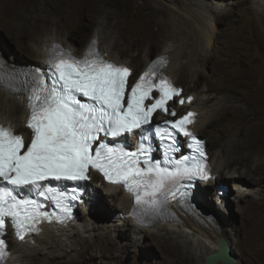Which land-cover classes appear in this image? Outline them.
Listing matches in <instances>:
<instances>
[{"label":"snow or ice","instance_id":"1","mask_svg":"<svg viewBox=\"0 0 264 264\" xmlns=\"http://www.w3.org/2000/svg\"><path fill=\"white\" fill-rule=\"evenodd\" d=\"M165 63L164 57L153 61L130 86L131 70L105 59L96 40L82 57L53 45L44 65L47 71L16 72L0 54V86L16 91L11 80H21L19 90L29 100L26 127L31 132L25 143L10 125H0V264L7 256L6 220L23 239L39 232L44 221L71 218L72 201L87 194L81 185L90 179V169L134 194L131 215L140 224L145 218L172 216L171 201L187 203L193 181L212 179L203 142L187 127L194 122L193 112L153 123L158 111L177 116L168 102L182 92L159 71ZM9 67L12 71H6ZM187 99L191 102L192 97ZM132 135L139 141L136 151H126L127 145L110 146L106 140ZM180 135L189 138L193 155H172L180 150ZM153 138L160 141L164 160L152 157L148 142ZM53 181L76 187L69 192L53 186Z\"/></svg>","mask_w":264,"mask_h":264},{"label":"rangeland","instance_id":"2","mask_svg":"<svg viewBox=\"0 0 264 264\" xmlns=\"http://www.w3.org/2000/svg\"><path fill=\"white\" fill-rule=\"evenodd\" d=\"M111 1L112 5H101V12L94 10L95 13L93 11L90 15L87 13V17L90 16V22L87 26L85 24H83L84 26H77L76 24L74 25V20L68 14V11L71 8L79 7L80 0H0V42H2L3 48L6 51L5 53L10 59L14 61L20 59L21 63H34L36 65L40 62L33 58L34 56L30 55L31 50L29 48L31 45H34L35 41L29 42L27 39H18L9 29L11 23L14 24L16 20L19 21L13 17L15 15L13 7L15 5H22L24 2L36 8L32 12V16L28 20V26L26 27H28V30L33 29L41 34L42 39L55 37L67 45L72 38L76 45H78V51H81L91 37L95 35L96 29L101 27L103 32L101 46L110 47L115 55L120 56L122 60L125 59L127 62L129 60L128 63L132 67L138 66V68L135 67L137 69L135 72H139L144 67V57L143 55L135 57L134 54H143L150 49L153 51L152 57H155L162 51H165L169 45L176 47L178 44L185 42V39L186 41L188 40V37H183L181 41L180 37H178L179 35L173 36L171 27L170 29L162 28L169 17L171 19L174 18L172 21L175 22L178 19L185 18L187 20L188 30L190 28L202 29L198 18H195L197 14H200L201 20L207 18L205 21L207 24L209 23L208 26H213V36L215 35L214 39L216 41L215 47L218 46L217 48H221L218 51L214 50L215 52L208 56L212 61L208 64L210 69L213 70L215 75H220L219 77L212 75L210 77L211 83L216 87H225L227 93L220 97H224L220 106H224L226 111L222 110L210 126L203 125L202 135L209 140V146L213 155L221 149L223 143H226L231 145L233 151H236L240 155L246 152L253 157L254 162L250 165L251 170L246 167L239 168L238 166H232L231 168L224 169L222 175L229 176V170L234 171L239 168L241 175L236 180L240 182L243 178L248 180L252 185L249 184L246 186L253 188L252 193L254 190L255 192L258 191V193L254 197L250 196L252 193L239 197L237 191H235L236 189H234V183L228 178L226 179V183L230 187L229 197L232 199V204L228 212L221 211L219 205L215 203L217 194V187L215 185L213 188H210V192L208 193L209 204L205 205L202 203L199 200L200 195L198 196L196 194V199L204 207L220 213L222 219H225L228 226L232 228L233 238L231 246L233 252L238 257L237 264H264V238L256 237V239H253L247 233L257 218L264 217V173L256 172L257 167L264 170V15L262 7L257 6V0L237 1L233 5L224 7V11L216 13L217 19L212 20L211 15L206 14L202 9L195 6L193 3L194 0H151L152 5L149 3V6H152V10H158L157 14L153 16L152 14L147 15L141 13L143 16L141 21H139V13L135 10L137 7L140 8L143 6L141 4L144 3V0ZM142 9L143 12L152 11L149 7H142ZM112 11L120 13L121 15L123 14V18L128 21L136 20L137 23L143 22L144 27L149 25L148 31L151 36L148 38L143 36L145 33L137 36L138 43H135L136 46L133 49H129L131 44L128 45L124 40H118L119 33L114 27L109 26L107 19H105V13ZM225 11H230L229 15H225ZM98 12L100 13L96 16ZM145 39L149 40L146 41ZM149 41L154 43L152 47L149 46ZM229 42H234L229 46L230 52L235 53L234 57H231L228 53L224 54V50H228ZM42 43L38 42L36 47H43ZM207 44V41H201L202 46H209ZM239 44H241V47ZM241 52L243 54H240ZM175 61H178L176 64L180 66V62L183 63L186 59L183 57L179 59L177 57ZM172 69L174 70L172 74L174 75L176 83L183 86L185 95L195 92L196 96L204 95L205 102H209L210 104L215 102H211L208 99L205 84L196 78L192 80L194 77L182 69L180 71L174 68ZM201 74L206 76V73L203 71H201ZM225 84L229 85L225 86ZM1 89L4 90L0 87ZM227 95L231 98L226 99ZM214 104L217 105V102ZM0 108L4 113L8 114L4 106H0ZM182 110L184 111V109ZM24 128L26 129L22 125L19 129ZM227 159V155L224 157L218 156V165L225 166ZM238 164L240 163L238 162ZM118 193L120 192L118 191ZM110 197L108 195L106 208L96 213V216L93 214L95 220H90V215L87 217L90 223L97 226L94 232L97 233L105 230L108 238L99 245L102 235L97 234L94 241H90L87 244L86 250H88V253L85 254L84 259L79 264H205L203 260V262L198 260L200 247L198 245L195 246L193 236L186 233H183L184 235H178L179 230L176 229L175 225H170L160 230L155 229L152 232H144L143 236H139V233L133 231L131 225L127 227L111 226L109 217L112 218V216L110 213L115 214V212H119V209L116 204L110 202ZM262 206L263 208H261ZM260 211H263L261 212L262 214L259 213ZM87 219L84 225L88 223ZM81 233H84V230ZM167 237L175 242V244L172 246L169 245L166 240ZM14 241L10 239L11 249L14 248L13 250H15ZM77 248H80V245ZM67 250L70 252L71 248L68 247ZM45 252L46 249L42 253ZM15 254L19 259V263H21V260L29 261V257L24 258L21 256V252H16ZM18 261L15 264H19Z\"/></svg>","mask_w":264,"mask_h":264},{"label":"bare ground","instance_id":"3","mask_svg":"<svg viewBox=\"0 0 264 264\" xmlns=\"http://www.w3.org/2000/svg\"><path fill=\"white\" fill-rule=\"evenodd\" d=\"M80 1H81V3L79 4L80 5L79 7H74V8L70 7L71 9L68 11V14L70 16H72V18L74 20L73 21L74 25L76 24L77 26L78 25L84 26L83 24H85L87 26V24H89V22H90L89 17L90 16L87 17V13L90 15L92 11L94 12V10L101 12V10H102L101 5L102 4H104V5H110L111 4L112 5L111 0H80ZM237 1L244 2L246 0H194L193 3L195 4V6H197V8H200L206 14L211 15L212 20H216L217 19L216 13L224 11L223 10L224 7H226L227 5H229V6L233 5ZM149 3H150V5H152L151 0H144V3L141 5H143L142 7H144V8L149 7V9L152 10V6L150 7ZM257 6L262 7L263 15H264V0H257ZM142 7H140V8L137 7L135 10V11H137V13H139V15H138V18H140L139 21H141V18L143 16L141 13L147 14V15L152 14L153 16H155L157 14L158 10H156V9H153L150 12H143ZM35 9H36L35 7L28 5L27 3H24V2L22 5H15L13 7V11L15 12V15H13V17L18 19L19 21L16 20L14 24L11 23L10 24L11 26H9V29H10L11 33H13V35L15 37H17L18 39H27L29 42L35 41L34 45H31V47L29 48L31 50L30 55L34 56L33 58L40 61L38 63V65L43 66V63H44L45 57L47 56L48 49H49L50 45L52 44L53 41H59V40L55 37L42 39L41 34L37 33L35 30H33V29L28 30V27H26V26H28V20L31 18L32 12H34ZM230 10H232V9H230ZM100 12H98L96 14V16ZM229 12L230 11H228V12L225 11V15H229ZM201 13H202V11H201ZM138 18H137V20H138ZM195 18H198V21L202 27L201 30L196 29V28H190V30H188L187 20L185 18L178 19L177 22H175V21H172V20H174V18L171 19L169 17V19L164 23V27H162V25H161V27L163 29H165V28L170 29V27H171L172 35L173 36L179 35L178 37H180V40L181 39L183 40V37H188L187 38L188 40L186 41V39H185V42H183L182 44L180 43L176 47H172L173 45L172 46L169 45V47L165 51H162L161 53L163 55H165L166 57H168V64L164 68L166 70L167 74L174 77V75L172 74L174 72V70L172 68L176 69L177 71L178 70L180 71L181 69L184 70L185 72H187L188 74H190L191 76L194 77V78H192V80H195V78H196L198 81L205 84L207 87L208 99L211 102L212 101L217 102V105L214 104L215 102L213 104H210L209 102H205V100H204L205 96L204 95L196 96V94L194 92V93H191L194 96V100L190 103V105H187L183 108L184 111L188 108H194L195 110L198 111L197 120H196L195 124L192 126V128L196 132L202 134L203 125L210 126L212 124V122L216 119V116L218 114H220V112L222 110L226 111V109H224V106H220L224 97L223 96H222L223 98H220V97H221V95L227 93V90L225 87H222V86H218V87L214 86L211 83L212 81L210 79V77L212 75H214L216 77L220 76V75L219 76L215 75L213 70L210 69V66L208 65L212 62L211 59L208 58V56L211 55L213 52L221 49L220 47L217 48L218 46L215 47L216 41L214 39L215 35L213 36V26L212 27H211V25H210V27L208 26L209 23L207 24V22L205 21L207 18L205 20H201L200 14H197V17H195ZM105 19H107L108 25L111 27H114V29H116V31L119 33L118 40H124L128 45L131 44L129 49H133L136 46L135 43L136 42L138 43L137 36H141V35H143V33H145L143 36H145L147 38L151 36L150 32L148 31L149 25L146 24L147 26L144 27L143 22L137 23L136 20H135L136 22L133 20L128 21V20L123 18V14L121 15L120 13H117L115 11L106 12L105 13ZM113 20H115V22H113ZM263 21H264V19H263ZM94 34L96 36H98V38L101 42V40L103 38L102 28L98 27ZM238 35H239V33H238ZM131 39H132V41H131ZM149 39H147V40L145 39V40L148 41ZM202 40L207 41L208 42L207 45H209V46H207V47L202 46L204 43L203 42L201 45ZM38 42H41V43L43 42L42 43L43 47H38V46L36 47V45H38L37 44ZM233 43L234 42H231V43L229 42V45L227 44L228 45L227 51L222 49L225 52L224 54L228 53L231 55V57H234L235 53L230 52V49H229V46ZM149 44H150L149 45L150 47H152L154 45V43L151 41H149ZM139 45H138V47H139ZM239 46L241 47V44H239ZM3 47L4 46H3L2 42H0V53H2L4 56H6V58L9 59V61H13L12 59H10L7 56V54L5 53L6 51ZM67 47L72 48L76 51L79 50L78 45H76L75 41L72 40V38H71V40H69ZM100 47H101L102 52L106 54L107 58L115 60L119 63L129 64L128 63L129 60H128V62L125 61V59L122 60L120 58V56L115 55V53L113 52L112 49H110V47H105V46H100ZM210 48H211V50H210ZM152 53H153V51L149 49L148 51H145V53H143V54L136 53L134 55H135V57L138 55H143L144 66H145L149 62V60L153 58ZM240 54H243V52H241ZM177 57H179V59L181 57H183L186 59V61L183 63L180 62V66H179L176 64V62H178V61H175ZM212 60H213V57H212ZM228 60H229V58H228ZM17 61H21V60L19 59ZM135 67L138 68V66H135ZM135 67L131 66V68L134 70V72L137 70ZM200 70L205 72L206 76L202 75ZM213 80H214V78H213ZM228 85L229 84H225V86H228ZM0 92H1L0 106H2V107L4 106L5 111L8 112V114L4 113L3 110L0 108V121L9 122L16 129L17 133L22 132L24 136H27L26 132H25L27 129H25V128L19 129L22 125H23V127H25L24 124L27 121V118L29 116V110L27 108L24 93L11 94V93H9L5 90H2V89L0 90ZM257 94H258V92H257ZM227 98L230 99L231 97L227 95L226 99ZM259 100H260V98H259ZM179 108L177 109V111L179 110ZM246 109H247V107H246ZM251 111H249V112H251ZM260 113H262V112H260ZM216 125H218V124H216ZM259 126H261V125H259ZM261 142H263V141H261ZM208 143H209V140H208ZM208 152L211 155L210 161L213 165L214 172L218 174V181L219 182L226 183V179H228V178L231 179V181L235 185L234 189H236L239 193L238 194L239 197L245 196V194L252 193L253 188H251L250 186H246V185L251 184L248 180H246L244 178L241 179L242 180L241 182L236 180V178L239 175H241L239 168L246 167V168L251 170L250 165L254 162V159L249 153L243 152V155H240L236 151H233V148L231 145H228L226 143L225 144L223 143L221 149L219 151H217V153H215V155L212 154L210 146L208 147ZM226 155L228 156V159H227L225 166L222 167L221 165H218V163H217L218 156L224 157ZM238 162L240 164H238ZM261 165H263V164H261ZM232 166H238L239 168L235 169V167H234V169H235L234 171L229 170L230 171L229 176L222 175V171L224 169L231 168ZM256 172L257 173H264V170L257 167ZM218 181H211L207 184H200L196 188V191L194 193L197 194L198 196L200 195L199 200L202 203H204L205 205L210 203V201L208 200V197H209L208 191L210 190V188H213L214 185L216 186L218 184ZM103 188L105 189L104 191H106V192L102 191V189H100V188H96L97 193L99 195V197H98L99 202L94 207V209L92 208L94 210V212L91 209L89 211V214L87 213V217H88V215L91 216L90 220H95L94 216H96V213H98L99 211H102L106 208L107 202H104L103 196L106 194L107 195L109 194V196H111L110 202L118 205L119 210H121L117 213L115 212V214L110 213V215L112 216V218L109 217L111 226L127 227V226L131 225L132 226L131 228L133 231L139 233V236H143L144 232H152L155 229L160 230L162 228H167L170 225L171 226L175 225L176 229L179 230L178 235H184L183 233H186V234L193 236V239L195 241V243H194L195 246L198 245V247H200V249H199L200 254H198V256H199L198 260L201 262H203V261L205 262V256L208 253L216 251L219 248L220 237H225L227 239V241L230 243V245L232 244V238H233L232 228L230 226H228V223L225 222L226 221L225 219L224 220L222 219L220 213L216 212L218 214V216L214 215L212 221L208 220L205 217H202L201 218L202 221L199 223V221L197 222L196 220H194L191 217H186L185 223H180V224H176L174 222L173 223H160L159 225L153 227V229H152V227H142V226L136 224L132 218H124L123 219V217H122V213L124 215L129 214V211H130L129 209H130V205H131L130 196L124 192H121L120 188L117 186H114V185L108 184V185L103 186ZM240 190H242L243 192L241 193ZM118 191L121 193V195H120V193H118ZM253 192H254L253 194L255 196L258 193V191L255 192V190ZM215 199H216L215 203H217L216 205H219V208L221 206H223V210H221V211L228 212V210L230 209V205L232 204V199L229 197H226L225 199L223 198L224 201H222V202H220L219 198H215ZM261 208H263V206ZM220 209H222V208H220ZM261 212H263V211H260L259 213H261ZM93 214H94V216H93ZM87 217H86V219H87ZM98 217H100V216H98ZM86 219L82 218L78 224L77 223H74V224L69 223L67 225H60V226L44 225L42 232L39 235L35 236L34 238L33 237L27 238V240L23 241V242L14 241L15 242V250H13L14 248L12 249L13 250L12 256L6 264H15V262L19 260L18 257H16L17 256L15 254L16 252H19V253L21 252V256H23L24 258L29 257L28 262L26 260H24V261L21 260V263H19V261H18L19 264H31V263L32 264H79V262L84 259L85 254L88 253V250H86L87 244L90 241H94L95 236L97 234L102 235L99 245L101 244V242H104L106 240V238H108L107 232L105 230L97 232V233L94 232V230L97 226L95 224L93 225L92 223H90L89 219H87L88 223H86L84 225V223L86 222ZM97 220H99V219L97 218ZM149 228H151V229H149ZM85 229H86V232H85ZM83 230H84V233H87V234L81 233V232H83ZM165 230H167V229H165ZM247 233H249V235L252 236L253 239H256V237L257 238H264V217L261 216L260 218H257L254 221V223L252 224L250 231ZM166 240H167L168 244L171 246L175 244V242H173L168 237ZM78 245H80V248H77ZM68 247L71 248L70 252H69V250H67ZM44 249H46V252L42 253ZM218 264H223V263H218Z\"/></svg>","mask_w":264,"mask_h":264},{"label":"clouds","instance_id":"4","mask_svg":"<svg viewBox=\"0 0 264 264\" xmlns=\"http://www.w3.org/2000/svg\"><path fill=\"white\" fill-rule=\"evenodd\" d=\"M89 42V41H88ZM4 56V55H3ZM6 57V56H5ZM14 61V60H13ZM14 62H20V61H14ZM203 136V135H202ZM204 137V136H203ZM205 139H207L206 137H204ZM207 141H208V139H207ZM208 147H209V143H208ZM212 164V163H211ZM212 167H213V165H212ZM213 175H214V178H212V179H210L209 180V182H211V181H218V174L217 173H215L214 172V168H213ZM209 182H204V183H199V185L200 184H207V183H209ZM221 183V185H224V186H227L228 187V193H226V194H218V189H216V191H217V194H216V198H219L220 199V202H222V201H224V199L226 198V197H229V194H230V187H229V185L227 184V183H223V182H219L218 181V184L216 185V187L218 188V185ZM210 191V190H209ZM209 191H208V193H209ZM235 191H237V190H235ZM241 191V193L243 192L242 190H240ZM122 192V191H121ZM237 193H238V191H237ZM254 193V192H253ZM250 194L252 197H254L255 195L254 194ZM239 194V193H238ZM196 195V194H195ZM131 198V197H130ZM224 198V199H223ZM230 198V197H229ZM200 202L198 201L197 202V204H199ZM201 204V203H200ZM202 205V204H201ZM117 206V208H118V205H116ZM203 206V205H202ZM198 207V206H197ZM204 207V206H203ZM93 209H94V207H92ZM91 208V209H92ZM220 208H222L221 210H223V206H221ZM92 209V211L94 212V210ZM119 209V208H118ZM198 209L200 210V212H201V215H202V217H205V218H207L208 220H210V221H212L213 220V217H214V215L213 214H208V215H210L211 217H208V215H204L203 214V212L201 211V208L200 207H198ZM120 211V210H119ZM178 212H177V214H178V218L175 220V221H163V222H161V223H176V224H180V223H185V218L186 217H191V218H193L194 220H196L197 222L199 221V223L202 221V219H198V218H196L195 216H193L192 214H190L188 211H185L184 209H181V208H179V210H177ZM88 214H89V212H87ZM84 217V219H86V217H87V214L86 213H81L80 215H79V217L75 220V221H73V222H70L71 224H74V223H79L80 222V220L82 219ZM124 219V218H123ZM136 224H138L137 222H135ZM160 223H157L156 225H150V226H146V225H142V224H138V225H140V226H142V227H155V226H157V225H159Z\"/></svg>","mask_w":264,"mask_h":264},{"label":"water","instance_id":"5","mask_svg":"<svg viewBox=\"0 0 264 264\" xmlns=\"http://www.w3.org/2000/svg\"><path fill=\"white\" fill-rule=\"evenodd\" d=\"M201 208L204 215L213 214L218 216V214L206 207H203L200 203L197 204ZM237 264L238 257L233 252V248L225 237H220L219 248L216 251L210 252L205 256V264Z\"/></svg>","mask_w":264,"mask_h":264}]
</instances>
